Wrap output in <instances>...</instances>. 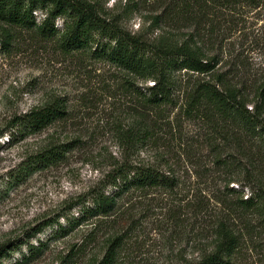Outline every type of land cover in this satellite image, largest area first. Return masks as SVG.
Returning <instances> with one entry per match:
<instances>
[{
    "label": "trees",
    "instance_id": "trees-1",
    "mask_svg": "<svg viewBox=\"0 0 264 264\" xmlns=\"http://www.w3.org/2000/svg\"><path fill=\"white\" fill-rule=\"evenodd\" d=\"M123 6L124 13H137L151 30L161 31L155 42L126 30L90 0H0V24L4 27L0 50L8 52L14 35L26 32L53 43L64 56L80 63L114 67L121 88L131 99V122L118 131L120 142L129 151L141 149L145 143L157 145L163 140L160 135H173V130H164L162 124L171 114L205 126L210 135L206 143L215 155L213 164L226 175L242 176V188H253L246 198L229 189L228 196L234 198L225 200L220 215L209 226L186 220L200 248L194 264H235L243 244L241 231L264 232V0H127ZM250 48L257 51V68L249 56ZM66 117L61 101L32 108L12 118L7 140L40 134ZM6 133H0V138ZM162 143L166 145V141ZM70 145L51 144L28 157L15 178L24 181L55 165L64 159ZM225 151L229 154L223 156ZM226 182L228 188L230 183H240L233 178ZM105 184V188L64 206L44 225L53 226V239L67 237L93 220H104L99 224L107 227L112 216L127 213L132 199L154 191L173 198L170 204L177 210L171 218L178 227L185 223L181 208L191 210L197 218L201 214L206 217L209 207V202L196 196L186 203L176 198L180 182L174 173L166 174L157 165H120ZM35 232L0 244V264L14 252L20 253L19 264L41 257L46 245L30 244ZM199 232L211 240L196 235ZM123 240L122 235H109L97 264H115ZM86 243L73 246L61 264L83 257Z\"/></svg>",
    "mask_w": 264,
    "mask_h": 264
},
{
    "label": "rangeland",
    "instance_id": "rangeland-1",
    "mask_svg": "<svg viewBox=\"0 0 264 264\" xmlns=\"http://www.w3.org/2000/svg\"><path fill=\"white\" fill-rule=\"evenodd\" d=\"M90 1L146 41L155 42L161 34L160 30H151L139 14L124 13L127 0ZM36 16L40 18L41 13L37 12ZM56 24L60 26L61 21ZM3 29L0 24V39H3ZM256 52L248 49L257 68ZM53 101L65 104V121L20 141L7 140L9 122L14 116ZM130 102L129 95L121 88L118 71L108 64L80 63L77 58L64 56L53 43L35 39L26 32L14 35L8 52L0 50V133L7 132L0 138V244L37 231L30 244L42 242L46 249L29 264H61L73 246L86 241L87 253L71 264H97L104 256L106 238L122 235L124 240L115 264H194L197 261L200 248L186 220H197L198 226L211 225L220 215L225 200L234 198L228 196L229 189L242 192L246 198L253 186L242 188V176L226 175L213 164L215 155L206 143L210 135L205 126L176 119L174 114L162 121L164 130H173V135L167 138L160 135L163 140L154 146L145 143L141 149L127 150L119 140L118 131L131 122ZM68 143H71L70 151L60 162L24 181L21 177L15 178L28 157L51 144ZM228 154L223 152V156ZM123 164L157 165L166 174L174 173L180 182L176 198L186 203L196 196L209 202L206 217L201 214L194 218L193 212L183 207L180 212L185 223L178 227L171 218V213L177 210L170 204L173 198L154 191L146 197L132 199L127 213L112 216L107 227L99 224L104 220H93L67 237L53 239V226L44 225L78 197L105 188L107 176ZM228 178L240 183H230L228 188ZM250 230L251 233L241 231L243 244L235 264H264V232ZM203 239L211 240L207 234ZM25 250L22 247L23 253ZM11 254L1 264H19L20 253Z\"/></svg>",
    "mask_w": 264,
    "mask_h": 264
}]
</instances>
